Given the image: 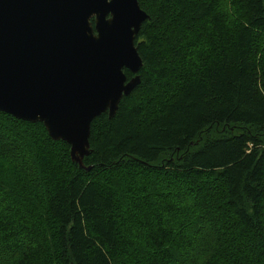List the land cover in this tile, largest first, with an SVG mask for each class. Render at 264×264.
Returning <instances> with one entry per match:
<instances>
[{"label":"trees","instance_id":"trees-1","mask_svg":"<svg viewBox=\"0 0 264 264\" xmlns=\"http://www.w3.org/2000/svg\"><path fill=\"white\" fill-rule=\"evenodd\" d=\"M139 3L141 81L84 167L0 110V264H264V0Z\"/></svg>","mask_w":264,"mask_h":264},{"label":"water","instance_id":"water-1","mask_svg":"<svg viewBox=\"0 0 264 264\" xmlns=\"http://www.w3.org/2000/svg\"><path fill=\"white\" fill-rule=\"evenodd\" d=\"M149 17L139 0H0V110L42 122L84 167L93 120L141 81Z\"/></svg>","mask_w":264,"mask_h":264},{"label":"rangeland","instance_id":"rangeland-1","mask_svg":"<svg viewBox=\"0 0 264 264\" xmlns=\"http://www.w3.org/2000/svg\"><path fill=\"white\" fill-rule=\"evenodd\" d=\"M225 7V6H224Z\"/></svg>","mask_w":264,"mask_h":264}]
</instances>
